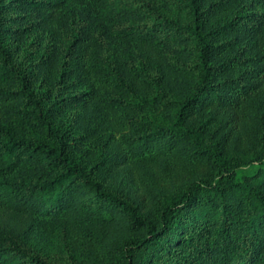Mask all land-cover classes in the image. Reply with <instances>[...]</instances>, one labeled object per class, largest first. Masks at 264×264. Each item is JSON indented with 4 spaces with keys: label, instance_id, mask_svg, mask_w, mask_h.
Masks as SVG:
<instances>
[{
    "label": "trees",
    "instance_id": "16d2710c",
    "mask_svg": "<svg viewBox=\"0 0 264 264\" xmlns=\"http://www.w3.org/2000/svg\"><path fill=\"white\" fill-rule=\"evenodd\" d=\"M0 212V264H264V0H0Z\"/></svg>",
    "mask_w": 264,
    "mask_h": 264
},
{
    "label": "rangeland",
    "instance_id": "374dc122",
    "mask_svg": "<svg viewBox=\"0 0 264 264\" xmlns=\"http://www.w3.org/2000/svg\"><path fill=\"white\" fill-rule=\"evenodd\" d=\"M37 37L38 35H34L28 39V47L30 50L36 47ZM242 172L243 170H239L238 174H242ZM181 182L182 181H179L178 184H181ZM185 182L186 181H184V183ZM138 191L140 194L147 195L149 204V200L153 198V193L149 192V188L138 187ZM12 226L13 219L7 213L0 212V231L11 230ZM117 235L118 234L113 231L108 240H113ZM23 238L42 257L47 258L54 264H72L78 260V246L75 245V238L73 235L69 233L64 234L55 225L44 222L39 218L27 224L23 232Z\"/></svg>",
    "mask_w": 264,
    "mask_h": 264
}]
</instances>
